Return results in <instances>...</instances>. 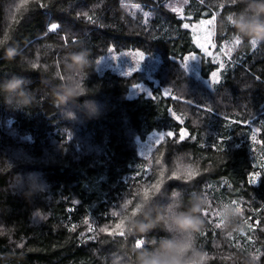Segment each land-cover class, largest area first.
<instances>
[{"label":"trees","instance_id":"obj_1","mask_svg":"<svg viewBox=\"0 0 264 264\" xmlns=\"http://www.w3.org/2000/svg\"><path fill=\"white\" fill-rule=\"evenodd\" d=\"M166 1L0 0V84L22 78L26 94L22 106L0 93V264H135L165 235L136 232L145 214L196 197L203 264H264V176L248 183L264 174V42L233 27L251 0H181L182 18ZM204 18L206 55L183 27ZM126 49L153 69H96ZM139 83L148 91L131 96Z\"/></svg>","mask_w":264,"mask_h":264},{"label":"clouds","instance_id":"obj_2","mask_svg":"<svg viewBox=\"0 0 264 264\" xmlns=\"http://www.w3.org/2000/svg\"><path fill=\"white\" fill-rule=\"evenodd\" d=\"M249 7L250 17L235 21L233 27L249 40L264 42V0H251ZM22 85V78L0 84V93L4 94L5 103H11L8 93L17 92L18 103L26 106V94L22 91ZM83 103L86 104L89 114L97 112L95 103L87 101ZM172 192L179 193L180 189L174 188ZM204 203L205 201L199 197L190 198L189 206L186 208L169 202L165 206V214H158L152 218L145 214L146 222L137 223L136 232L144 236L159 227L165 235L160 238L156 247L137 249L135 264H203L201 256L204 253L194 242L204 230L205 221L202 216ZM166 245H171V250Z\"/></svg>","mask_w":264,"mask_h":264},{"label":"rangeland","instance_id":"obj_3","mask_svg":"<svg viewBox=\"0 0 264 264\" xmlns=\"http://www.w3.org/2000/svg\"><path fill=\"white\" fill-rule=\"evenodd\" d=\"M165 5L170 9H176L175 12L178 14V16L180 18H182L181 11L183 8V3L181 0H167L165 2ZM201 20H209V21H207L206 24L203 25L202 27H196L197 25H199V22ZM211 26H212V19L211 18H204V19H200L197 22H193V24L188 27V28H190V30L192 32V36H193V40H194L195 45L198 48H200L201 52L205 55H206L205 49H207V52H208L209 48L211 47V44H212L209 40V38L211 37V34H212ZM197 41H199V43H197ZM209 42H210V44H209ZM235 43H236V40H234L233 43L232 42L231 43H228V42L225 43L223 46L222 52H224L226 54V56L229 55L231 53L232 49L234 48L233 46ZM200 44H204L205 47L201 48ZM140 52L143 53V58L140 60L139 64H137L136 63V61L138 60L137 53H140ZM208 53H210V51ZM192 55H195L196 58L189 60V57ZM200 59H201L200 54L191 53V54H188L185 56V60L187 63H190L191 61L194 60V61L198 62L199 68H201L200 62H199ZM223 65H225V64L223 63ZM153 66H154V59L150 55H148L147 53H145L139 49H126V50L109 52L107 55L103 56L98 61L96 69L98 71L111 69V70H113L119 74L128 75V74H130L136 70H144L146 72H149L150 70L153 69ZM211 83H213L212 80H211ZM144 91H148V88L144 84L139 83V84H136L135 86H132L130 95L131 96L136 95V94H139V93L144 92ZM161 133H165V132L164 131H153V132H151L149 140L153 141L154 136L159 135ZM158 142H155V143H158ZM155 143L154 144L149 143V147L150 148L153 147L155 145Z\"/></svg>","mask_w":264,"mask_h":264},{"label":"snow or ice","instance_id":"obj_4","mask_svg":"<svg viewBox=\"0 0 264 264\" xmlns=\"http://www.w3.org/2000/svg\"><path fill=\"white\" fill-rule=\"evenodd\" d=\"M41 7H46V5H43V4H42ZM223 7H224V6H221L220 8L222 9ZM172 11L175 12L176 9H172ZM84 15H87V13H84ZM215 16H216V13H214V14L212 15V18L215 17ZM207 21H209V20H201V21L199 22V25H197L196 27H202L203 25L206 24ZM183 27L187 29V28L189 27V24L185 23V24H183ZM59 28H60L59 23L52 22V23H50V25L48 26V31H49V32H53V31H56V30L59 29ZM65 40H67V37H65ZM73 43H75V40H73ZM197 43H199V41H197ZM236 43H237V42H236ZM256 43H257V42L252 41V44H253V45H255ZM200 47H201V48H204L205 46H204V44H200ZM205 52H207V49H205ZM137 55H138V60L136 61V63L139 64L140 60L143 58V53L140 52V53H137ZM195 58H196V56H195V55H192V56L189 57V60H192V59H195ZM185 66H186V65H185V63H184V64L182 65V67H185ZM216 78H217V73H216V72H212V73H211V80H212V81H215ZM257 79H259V77H257ZM134 86H135V85H134ZM169 95H170V94H169ZM153 98H154V97H153ZM199 107H200V106H199ZM202 110H203V111H206V112H208V113H210V112L213 111V109H212L211 107L203 108ZM184 135H185L184 130H182L181 133H180V138L183 139V138H184ZM174 136H175L174 131L169 130V131H167V132H165V133H161V134H159V135L154 136V140H153V142L155 143V142H158L160 139H163V138H165V137H174ZM227 139H228V137H224L223 140H221V143H223V141H224V140H227ZM252 140H253V142L256 141V135H255V134H253V136H252ZM261 167L264 168V164H262ZM261 176H264V174H262L261 172H258V171H253V172L249 173V175H248V183H250V184H255V183L257 182V179H258L259 177H261ZM159 185H160V184L158 183V184H156V185H154V186H159ZM129 202H130V201H128V203H129ZM37 215H39V214L37 213Z\"/></svg>","mask_w":264,"mask_h":264}]
</instances>
